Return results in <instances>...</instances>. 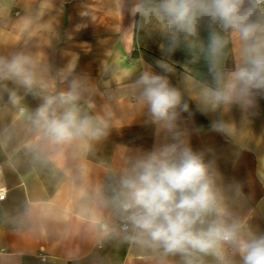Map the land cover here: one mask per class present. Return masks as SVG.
<instances>
[{"label":"clouds","instance_id":"obj_1","mask_svg":"<svg viewBox=\"0 0 264 264\" xmlns=\"http://www.w3.org/2000/svg\"><path fill=\"white\" fill-rule=\"evenodd\" d=\"M52 3L40 0L36 7L21 9L18 22L30 29ZM125 10L149 26V35L166 40L161 48L169 58L183 46L193 62L203 59L210 79L195 85L193 97L202 112L235 105L248 122L258 98L264 97V0H128ZM201 31L207 32L206 41ZM233 48L234 67L229 69ZM156 64L165 74L146 68L132 90L155 127L157 142L149 151L129 150L122 166L108 170L106 184L92 190L89 199L111 221L110 228L99 230L97 243L111 239L154 255L161 264H264V232L239 211L247 203L243 185L226 183L215 163L192 149L178 123L189 104L166 75L175 71L174 62ZM43 71L30 54L0 55V85L9 101L18 97L8 83L40 96L30 119L44 141H79L89 151L93 142L110 135L112 114H94L79 103L87 87L83 78L73 77L56 91L42 78ZM212 127L232 132V124L222 118Z\"/></svg>","mask_w":264,"mask_h":264},{"label":"crops","instance_id":"obj_2","mask_svg":"<svg viewBox=\"0 0 264 264\" xmlns=\"http://www.w3.org/2000/svg\"><path fill=\"white\" fill-rule=\"evenodd\" d=\"M12 2L0 0L3 36L12 32L15 45L27 48L26 54L36 59L44 70L42 78L51 81L54 90L65 89L73 77L83 78L87 87L81 107L112 114L114 127L89 151L79 141L50 145L37 132L12 133L15 123L32 125L34 101L41 98L4 82L15 87L18 99L12 103L0 85V190L6 192L0 200V264H161L156 256L111 239L98 244L100 224L111 221L89 196L106 184L109 169L122 166L129 150L149 151L157 142L155 127L147 122L132 84L149 67L165 74L156 64L162 59L174 62L175 71L166 75L189 104L178 123L190 146L215 163L226 183L243 185L247 203L239 211L264 232V97L258 98L247 123L235 105L202 112L193 97L195 85L210 79L205 62L169 58L158 43L153 49L145 40L142 44L140 30L137 57L127 61L131 65L121 71L93 72V0H53L28 30L18 22L17 12L36 7L40 0H14L15 6L9 7ZM234 60L233 48L226 67L233 68ZM24 113L23 122L19 119ZM221 118L232 124L230 135L213 129V121ZM38 145L45 150H38Z\"/></svg>","mask_w":264,"mask_h":264},{"label":"rangeland","instance_id":"obj_3","mask_svg":"<svg viewBox=\"0 0 264 264\" xmlns=\"http://www.w3.org/2000/svg\"><path fill=\"white\" fill-rule=\"evenodd\" d=\"M128 0H93V72L99 71H121L128 65L127 61L136 59L138 53V31L148 44L158 43L159 50L161 45H166V40L158 34L149 35V26L142 25L138 16H133L125 9ZM0 32V55H9L14 52L26 53L27 48L16 46V41L12 32L7 35ZM201 39L207 40V32L201 31ZM4 38V41L1 39ZM7 44H4V43ZM10 43V44H9ZM9 44V45H8ZM161 52L166 54L161 48ZM41 53V49L39 54ZM178 61H193V55L183 46L173 54ZM198 61H203L201 58ZM94 81V80H93ZM40 98V97H39ZM41 100L34 101L36 109ZM19 120H25V113ZM5 126L4 129H9ZM12 133L23 136L35 135L36 130L33 125L25 127L24 123H15L10 128Z\"/></svg>","mask_w":264,"mask_h":264},{"label":"built area","instance_id":"obj_4","mask_svg":"<svg viewBox=\"0 0 264 264\" xmlns=\"http://www.w3.org/2000/svg\"><path fill=\"white\" fill-rule=\"evenodd\" d=\"M6 197V192H4L3 190H0V200H4V198ZM101 229H107L111 227V224L109 223H101L100 224Z\"/></svg>","mask_w":264,"mask_h":264}]
</instances>
